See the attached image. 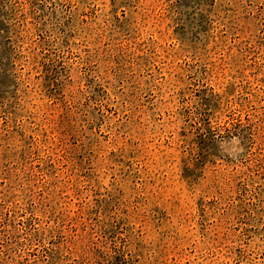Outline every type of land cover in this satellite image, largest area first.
Segmentation results:
<instances>
[{"label":"rangeland","instance_id":"rangeland-1","mask_svg":"<svg viewBox=\"0 0 264 264\" xmlns=\"http://www.w3.org/2000/svg\"><path fill=\"white\" fill-rule=\"evenodd\" d=\"M0 264H264V0H0Z\"/></svg>","mask_w":264,"mask_h":264},{"label":"clouds","instance_id":"clouds-1","mask_svg":"<svg viewBox=\"0 0 264 264\" xmlns=\"http://www.w3.org/2000/svg\"><path fill=\"white\" fill-rule=\"evenodd\" d=\"M230 145V148H225V145ZM220 146L222 149V153L227 156L230 157L232 159H237L239 158L240 154L243 153L244 148L243 146L240 144V140L238 137L233 138L231 141H224V142H220Z\"/></svg>","mask_w":264,"mask_h":264}]
</instances>
